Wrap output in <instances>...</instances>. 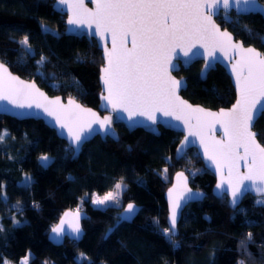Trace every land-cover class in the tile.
I'll list each match as a JSON object with an SVG mask.
<instances>
[{
  "label": "trees",
  "instance_id": "16d2710c",
  "mask_svg": "<svg viewBox=\"0 0 264 264\" xmlns=\"http://www.w3.org/2000/svg\"><path fill=\"white\" fill-rule=\"evenodd\" d=\"M53 1L0 0V60L49 95L97 107L100 50L94 40L64 33L65 14L52 8ZM228 16L227 23L224 13L216 20L264 54V18L258 13ZM24 36L32 55L20 44ZM41 56L47 59L37 65ZM200 66L194 61L174 72L186 80L181 95L212 109L229 106L234 90L224 69L216 65L201 79ZM114 127L117 140L94 136L72 158L67 143L41 120L0 115V133L7 131L0 141V264H18L26 255L28 264H264L261 196L247 194L231 209L226 195H213V174L194 148L175 159L180 133L162 127L158 135L141 128L128 131L121 123ZM253 129L264 145V115ZM43 154L51 158L47 167L39 161ZM176 172H183L203 197L184 207L170 241L163 232L169 227L164 193ZM121 178L125 187L118 205L90 203L87 194L103 193ZM129 203L137 211L123 220ZM68 208L86 212L84 233L78 241L65 237L55 245L48 232Z\"/></svg>",
  "mask_w": 264,
  "mask_h": 264
},
{
  "label": "snow or ice",
  "instance_id": "6c2138e0",
  "mask_svg": "<svg viewBox=\"0 0 264 264\" xmlns=\"http://www.w3.org/2000/svg\"><path fill=\"white\" fill-rule=\"evenodd\" d=\"M57 3L66 5L71 12L67 20L68 25L91 28L95 24V32L92 35H98L101 40L106 39L105 33L111 34L112 48H104L107 66L102 69V81L107 95L102 94L101 98L107 105H111L113 111L128 113V119L133 124L140 123L134 119L137 116L146 117L152 124H156V113L182 121L188 129V135L177 149V155L183 156L185 148L191 143L189 137L199 136L205 156L221 173L216 189L221 195L231 191L233 207L249 188L264 193V147L257 143L256 133L251 131L254 122L264 115V103L260 102V98L264 97V54L252 47L245 48L242 43H233L232 35L221 31L213 19L214 14L223 10L227 23L230 21V8H239L241 4L246 8L255 7L256 0H95V12L84 7V0H57ZM42 28L45 32L50 31L43 24ZM129 38L131 48L127 47ZM20 44L26 54H34L29 46L28 36H24ZM197 45L204 48L211 58L201 73L202 78L213 67L217 49L223 52L225 57H228L229 50L240 56L232 65L240 98L229 111L213 113L199 107L193 108L177 95V89L184 86L185 82L174 79L170 74V67L172 70H178V65L172 63L171 53L180 48L187 57ZM192 54L197 55L198 52ZM46 59L41 56L37 65H42ZM0 101H7L16 108H32L35 105L36 108L43 109L48 116L55 117V122L60 128L67 129L69 150L74 155L79 153L82 144L91 135H114L111 116L101 119L96 112L82 108L71 99L67 107L61 104L59 98L48 100L34 83H26L11 75L2 62ZM193 120L196 121L195 125L192 124ZM209 121L221 124L227 137L226 142H206L204 129ZM6 135V130L0 133V141ZM50 159L47 155L41 156L42 166L47 167ZM240 161H244L248 169L242 176L237 167ZM225 166L229 170L227 179L222 171ZM163 171L167 173V169ZM176 179L177 185L169 189V227L163 230L170 241L176 234L181 202L203 197L202 193H194L187 187V177L183 172L177 173ZM25 181L30 183L31 177L26 176ZM244 181L251 184L245 185ZM122 186L123 178L115 184V193L108 192L103 197L97 196L93 203L105 206L109 202L117 201ZM178 189L179 195L173 198V193ZM257 203L264 204V200H258ZM134 211L135 206L129 203L122 219L127 220ZM69 216H74V222L69 224V227L71 233L78 238L81 234L79 210L75 214L64 213V217ZM65 223L66 220L62 218L60 224L51 229L54 238L59 239L67 234L63 227ZM2 230L0 226V231ZM247 239L251 241V233L247 234ZM240 243L244 245V241ZM21 264H27V257ZM240 264H243V261Z\"/></svg>",
  "mask_w": 264,
  "mask_h": 264
},
{
  "label": "water",
  "instance_id": "95a60500",
  "mask_svg": "<svg viewBox=\"0 0 264 264\" xmlns=\"http://www.w3.org/2000/svg\"><path fill=\"white\" fill-rule=\"evenodd\" d=\"M84 7L86 9L90 10L91 12H95V10H96L95 0H84ZM52 8L55 11H57V12L65 14V19H64V33L65 34L73 35V36H76V37L84 36L89 41L94 40L96 45H97V48L100 50V55H101V58H102V65L99 67V73H98V84H99L100 90L98 92V104H97V107H91V106L84 105L83 103H81L79 100H77L74 97H65V98H63L61 95H49L43 88L38 86V84L34 80L23 78V77L17 75L16 73H13L9 69L8 65L0 60V62H2L4 64V66L8 69L9 73H11V75H13V76L19 77L20 80H23L26 83H34L36 88L39 89L40 92H43L44 95L48 98V100H55L56 98H59L61 104L67 107L68 106V101L71 99L76 104H79L82 108L91 109L93 112H96L97 115L101 119L104 116H111L112 117V125H111V127L114 130V135L104 136L102 134H93L85 142L89 141L94 136H99L101 139H105L106 137H109V138H111L113 140H117L118 139V134H117V131H116L115 127H114V125L116 123H121L128 131H131V130H133L135 128H141L144 131L149 132V133L154 134V135H158L160 133V128L159 127H162L164 129H169V130H172V131L180 133V138H179V140H178V142H177V144L175 146V149H174V157H175V159H179L181 156L177 155V149L180 147L181 143L184 141V137L188 135V129L184 126L182 121H177V120H175L172 117H165L161 113H156V116H157V123L156 124H152V122L149 121L146 117H140V116H137V117L134 118L136 121H139L140 123L133 124V122L128 119V113L123 112V111H119V112L113 111L112 108H111V105H107V102L102 100V98H101L102 94L103 95H107V92L105 90V86H104L103 81H102V76H103L102 69L107 66V60H106L105 55H104V48L107 47L109 50H111V48H112L111 34L110 33H105L106 39L105 40H101L98 35H92V33L95 32V24H93L91 28H88L87 26L77 27L75 25H68L67 20H68L69 16L71 15V12L68 10L66 5H60V4L57 3V0H54L53 3H52ZM221 12H223V10H221L219 13H221ZM231 12H234L237 15L248 14V13H258L264 18V4L262 2H260L259 0H256V6L255 7L246 8L243 4H241L239 8H237L236 6H233L232 8H230L228 10V14L231 13ZM217 16H218V14H214L213 15V19H214L215 23L220 27V30L229 32L232 35L233 43H242L243 44V42L240 39H235L234 35L227 28L221 27V25L216 20ZM131 46H132L131 45V38H129L128 43H127V47L131 48ZM243 46L245 48H247V47L255 48L257 51H259L262 54V52L258 48L253 46V45H245V44H243ZM197 52H198L197 55H193L192 54V53H197ZM214 56L216 57V59L213 60V67L211 69L215 68L216 65L221 66L224 69V71L226 72V74L228 75V77L230 79V82L232 84L233 90H234V100L227 107H219L217 109H212V108H209V107H205V106H203V105H201L199 103L190 102L188 99L184 98L181 95V93H180V91L185 89V87H186L185 77L184 76L178 77V76H176L174 74V72L178 71L180 67L187 68L194 61H201V66H200V69H199V77L201 79H204L206 77L205 76L204 78H202L201 77V73L204 70L205 65L209 62V60L211 58L208 56V53L205 51L204 48L199 47V45H197L196 48H193L191 50V52H189V56H187V57L184 56L183 50H181L180 48L175 49L171 53V58H172V63L178 65V70H172L171 67H170L169 71H170L171 76L174 79L183 80L185 82L184 86H182V87L177 89V95L180 97L181 100L186 101L193 108L199 107V108L204 109L206 112L219 113L221 110L229 111L236 104L237 100H239V98H240L239 89H238V87L236 85V77H235V74L232 72V65L237 60L240 59V56L235 51L229 50L228 57H225L224 53L221 52L219 49H217L215 51ZM260 102L264 103V97L260 98ZM0 115H8V116L14 117L16 119L31 118V119L41 120L46 126L52 128L55 131V134L59 138L63 139L67 143V145L69 146V141L66 138L67 129H61L59 124H57L55 122V117L48 116L47 113H45L43 111V109L36 108L35 105H33L32 108H27V107H25V108H16L14 105L9 104L7 101H0ZM195 123H196V121L193 120L192 124L195 125ZM93 127H98V126L97 125H93ZM251 131L256 133V135H257V132L253 129V126L251 128ZM204 137H205L206 142H208L209 144L213 140L225 141V142L227 141V137L224 135V130H223L221 124L214 123V122H211V121H209L208 126H206L205 129H204ZM189 141H191V143L189 144L188 147L185 148V151L187 149H190V148H194L195 149V151H196L198 157L200 158V160L202 161L204 167L206 169H208L213 174V177H214V184H213V187H212L213 195L216 196V197H221L222 195L216 189V185H217V183L220 182V179H221V173L219 171H217L216 165L213 164L207 158V156H205L204 147L201 145L200 137L199 136L189 137ZM256 141L262 147H264V145L258 141L257 136H256ZM83 144H82V146H83ZM82 146H81V148H82ZM81 148H80V150H81ZM80 150H79V152H80ZM240 152H241V154H243V150L242 149L240 150ZM78 154L74 155L73 152H72L71 157L72 158L77 157ZM237 167H238V171H239L241 176L244 175L245 173H247L248 169L245 166L244 161H240L238 163ZM222 171H223L224 178L227 179L228 178V173H229L228 168L225 166ZM177 173H181V172H176L174 174L170 185L166 188L165 193H164V197H165L166 204H167V212H168L167 220H168V222H169V217H170L169 189H172L174 186L177 185V183H178L177 179H176ZM184 176L187 177L185 174H184ZM233 179H235V170L233 172ZM244 184L245 185H250L251 182L244 181ZM187 187L189 189H191L192 192H194V193H201L200 191L195 190V189L190 187V185L188 183V178H187ZM225 188H227V184H225ZM179 191H180V189H178L176 192L173 193V198H175L176 196L179 195ZM247 194L252 195V196H263L264 195V193H258V192L255 191V189L249 188L248 190H246L244 192V195L240 198L238 204L235 207H233L231 205V199H232L231 191L229 190L228 193L226 194L227 202H228L229 207L231 209L236 208L239 205V203L241 202L242 198L245 195H247ZM200 199H202V198H199V199H196V200H200ZM196 200L187 201V202L182 201L181 202L182 203V207L180 209H178L177 221H178V219H179V217L181 215V212L184 209V207L188 203L196 201ZM126 208H127V205L125 206L122 214L125 213ZM77 210H79V214H80L79 226H80V229H81V234L79 235L78 238L74 234L71 233V229L69 227V224L74 222V216L64 217V213L65 212H70V213L75 214L77 212ZM136 211H137V207H135L134 213ZM134 213L131 216H133ZM86 217H87L86 212L81 210V209H69L68 208V209L63 210L60 213L56 223L50 228V230L48 232V239L55 245L61 244L65 237H67L69 239H72V240H75V241L80 240L82 235H83V233H84L83 227L81 225V220L86 218ZM62 218H64L66 220V223L63 225V227H64L65 232L67 234L63 235L59 239H56V238H54V234L51 233V229L53 227L59 225L60 224V220Z\"/></svg>",
  "mask_w": 264,
  "mask_h": 264
},
{
  "label": "rangeland",
  "instance_id": "374dc122",
  "mask_svg": "<svg viewBox=\"0 0 264 264\" xmlns=\"http://www.w3.org/2000/svg\"><path fill=\"white\" fill-rule=\"evenodd\" d=\"M221 13H224V12H221ZM43 155H47V156H49L48 154H43ZM43 155H41V156H43ZM40 156V157H41ZM40 157H39V161L41 162V160H40ZM50 157V156H49ZM121 180H117L116 182H115V184L116 183H118V182H120ZM115 184H114V186H115ZM125 187V182L123 181V186H122V190H123V188ZM122 190L120 191V193H119V196H118V198H117V201H115V202H109L107 205H109V204H116V205H118L119 203H120V195H121V192H122ZM115 187H113V188H111V189H109V190H107V191H105V192H103V193H98V192H96V191H92V192H90L89 194H87L86 196H88V198H89V200H90V203L93 205V206H95V207H103V206H98V205H95L94 203H93V200L95 199V197H97V196H99V197H103V196H105L108 192H114L115 193ZM258 200H264V196H261V198H259ZM106 206V205H105ZM18 221V223H16ZM20 223V221L19 220H15V224H19ZM27 257V264H28V256L26 255V256H24V257H22L20 260H19V262H18V264H21V262L25 259ZM7 264H10V263H7Z\"/></svg>",
  "mask_w": 264,
  "mask_h": 264
}]
</instances>
